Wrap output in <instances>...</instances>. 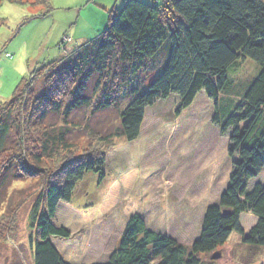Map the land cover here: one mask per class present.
<instances>
[{
  "label": "trees",
  "instance_id": "trees-1",
  "mask_svg": "<svg viewBox=\"0 0 264 264\" xmlns=\"http://www.w3.org/2000/svg\"><path fill=\"white\" fill-rule=\"evenodd\" d=\"M26 1L0 0V11L5 3L42 6L50 11V0L32 4ZM115 5L116 11H108L109 24L94 37L79 39V45L74 42L70 54L63 49V40L67 36L70 42L75 40L67 33L58 37L56 44L62 59L51 58L44 64L39 61L32 79V74L25 72L30 76H22L11 101L4 103L8 106L0 108V154L8 155L13 148V156L3 170L14 171L13 177L8 180L5 175L0 183L8 181L5 187L9 188V183L52 173L53 181L46 184L33 216L34 264H70L52 242L55 238L73 237L57 223L58 207L72 201L87 174L99 175L101 183L105 180L103 169L108 152L102 151L106 144L121 138L129 143L139 140L146 110L158 102L178 97L179 115L191 108L200 94L214 104L213 123L223 136H230L229 157L237 158L227 189L218 203L205 212L199 238L190 247L167 233L148 228L143 216L137 214L129 220L118 248L105 264H201L199 256L212 258L234 233L242 237L245 245L264 248V185L249 188L250 182L264 172V1L119 0ZM3 22L7 23H0ZM6 45L7 42L1 48ZM162 55L165 59L161 74L147 86L134 85L141 74L150 73V64ZM3 56L12 59L10 52ZM248 60L260 70L236 102L231 98L230 71ZM95 73L105 76V83H98L95 93L113 85L117 96L109 89L98 97L99 101L95 94L86 96L88 82ZM44 74L43 93L32 97L39 76L43 79ZM24 85L27 100L19 103L16 96ZM118 95L127 100L118 115L120 128L112 133L94 132L91 138L96 141L90 143L87 154L77 155L75 136L89 130L90 121H74L75 113L114 108L119 104ZM48 112L60 114L61 123L45 124ZM25 133L30 145L33 133L36 141L33 149L23 144L24 158L17 145L10 148V137L15 134L22 138ZM244 215L254 219L249 234L242 227Z\"/></svg>",
  "mask_w": 264,
  "mask_h": 264
},
{
  "label": "rangeland",
  "instance_id": "rangeland-1",
  "mask_svg": "<svg viewBox=\"0 0 264 264\" xmlns=\"http://www.w3.org/2000/svg\"><path fill=\"white\" fill-rule=\"evenodd\" d=\"M29 1L30 4L36 2L28 0L26 3ZM116 2L50 0L49 12L42 6L5 3L0 11V22L7 21L3 25L0 23V108L8 106L4 103L11 101L25 72L32 74L39 61L44 64L45 60L63 57L56 44L58 37L67 33L75 40L70 42L68 36L63 40L66 43L63 49H68L67 54H70L74 42L79 45L82 42L79 39L88 40L109 24L108 11H116ZM26 19L28 21L23 26ZM5 42L8 46L1 48ZM6 52L12 55L11 60L3 56ZM164 59L162 55L152 61L150 73L141 74L134 85L147 86L153 82L161 74ZM259 70L255 62L248 60L230 71L231 98L234 101L240 100V94ZM45 76L43 79L39 76L32 97L43 93ZM100 82L102 85L105 83V76L95 73L87 85L88 98L95 94L99 101L98 97L108 89L112 94L117 93L111 85L100 89L97 95L94 88ZM27 94L24 85L16 99H20L19 103L22 99L27 100ZM116 102H119L116 107L102 112L85 109L75 113L74 121L79 122L81 118L90 121L89 130L75 136L79 147L77 155L86 153L95 140L91 138L94 132L112 133L120 128L118 115L127 100L118 95ZM179 103L180 99L172 96L148 108L139 140L129 143L121 138L106 144L105 151H102L108 152L103 169L105 180L101 183L99 175L87 174L77 186L72 201L59 205L57 223L68 229L73 237L70 240L55 238L52 242L67 262L107 263L118 248L129 220L137 214L143 216L148 228L170 234L183 246L190 247L199 238L203 216L209 207L218 203L227 189L232 164L237 158L229 157L230 136H223L213 123L214 104L204 94L197 97L191 108L177 115ZM47 116L44 123L48 126L61 123L60 114L48 112ZM10 140V148L17 145L23 156V144L33 149L36 136L33 133L31 145L26 133L22 138L13 134ZM12 151L13 148L8 155L0 154V182L5 175L8 180L13 177L14 171L3 170L13 156ZM51 175L50 171L43 175L39 173L38 177L31 176L27 181L9 183V188L5 187L8 181L4 180V185L0 183V264H34L36 222L33 216L46 184L53 181ZM258 184L264 185V172L250 182L249 188L253 189ZM253 220L247 215L242 218V227L247 234ZM218 251L221 254L218 260H213L211 255L199 256L198 259L201 264H264V248L245 245L237 233Z\"/></svg>",
  "mask_w": 264,
  "mask_h": 264
},
{
  "label": "water",
  "instance_id": "water-1",
  "mask_svg": "<svg viewBox=\"0 0 264 264\" xmlns=\"http://www.w3.org/2000/svg\"><path fill=\"white\" fill-rule=\"evenodd\" d=\"M220 258H221V254H220V252L214 254L213 257H212L213 260H218V259H220Z\"/></svg>",
  "mask_w": 264,
  "mask_h": 264
},
{
  "label": "crops",
  "instance_id": "crops-1",
  "mask_svg": "<svg viewBox=\"0 0 264 264\" xmlns=\"http://www.w3.org/2000/svg\"><path fill=\"white\" fill-rule=\"evenodd\" d=\"M118 1H119V0H117V2H118ZM105 6H106V5H105ZM105 8H106L107 10H110L109 7H107V6H106ZM104 24H105V23H104ZM102 28H103V27H102ZM100 31H101V30H100ZM81 40H83V39H81ZM20 58H21V57H20ZM252 225H253V224H252ZM169 235H170V234H169Z\"/></svg>",
  "mask_w": 264,
  "mask_h": 264
}]
</instances>
